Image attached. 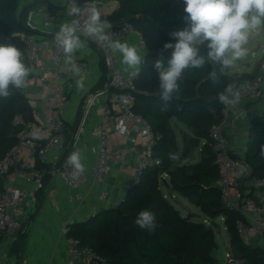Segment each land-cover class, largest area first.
I'll list each match as a JSON object with an SVG mask.
<instances>
[{"label": "trees", "instance_id": "trees-1", "mask_svg": "<svg viewBox=\"0 0 264 264\" xmlns=\"http://www.w3.org/2000/svg\"><path fill=\"white\" fill-rule=\"evenodd\" d=\"M117 1L119 8L109 18H125L144 38L146 53L134 79L137 91L133 110L146 118L158 136L153 149L160 163L143 167L136 182L128 187L115 208L100 209L83 221L69 224L67 236L78 240L95 256L102 257L104 264H221L219 257L215 258L216 241L212 229L202 221L181 216L163 196L159 180L162 173H167L171 187L187 196L195 195V204L207 216L225 215L234 255L244 258L247 264H264V249L245 243L237 235L234 225L237 213L225 207L219 189L213 184L218 168L209 135L211 125L221 119L222 102L218 94L229 84L238 88L250 81L254 74L220 75L219 65L214 66L206 59L202 68L185 69L178 81L179 91L173 93L165 108L160 99L154 62L163 59L166 63L171 50L164 52L163 46L175 42L170 33L186 27L183 0ZM18 5L19 0H0V36H10L11 45L22 51L23 44L17 33L30 34L39 30L25 24L27 13L35 2L26 3L19 10ZM201 55L206 56V48L202 47ZM213 70L217 72L216 80L210 77ZM18 116L24 119L33 117L21 88H10L8 97H0V158L16 141L21 126L16 121ZM176 120L185 124L187 129L181 135L184 142L182 155L188 154L189 148L203 140L200 159L190 171L186 170L185 164L176 162L177 144L173 129ZM262 146L264 111L251 118L244 153L252 175L257 177H264ZM35 166L46 171L50 167L39 160ZM47 178L45 173L43 184ZM145 209L155 214L156 226L151 231L135 223L138 213ZM26 237L27 232L20 226L14 247L18 255L24 248Z\"/></svg>", "mask_w": 264, "mask_h": 264}, {"label": "built area", "instance_id": "built-area-1", "mask_svg": "<svg viewBox=\"0 0 264 264\" xmlns=\"http://www.w3.org/2000/svg\"><path fill=\"white\" fill-rule=\"evenodd\" d=\"M33 2L35 0H24ZM72 0H65V6L71 7ZM81 6V22L87 17V7L92 0H75ZM95 7L99 10L100 0H94ZM119 8L113 7L112 12ZM31 11V12H30ZM100 11V10H99ZM38 18L43 27H48L58 18L59 13L47 0H40L28 11ZM27 13V15H28ZM70 19V18H69ZM111 28L105 29L112 40L122 39L130 32H136L139 42L144 44V38L137 29L123 17L111 18L108 21ZM83 37V36H82ZM93 43L102 55L105 67L106 80L100 90L103 93L100 119L96 125L97 153L95 162L89 172L79 177H74V168L69 165L66 155L57 166L52 168L53 173H59L69 187L83 185L88 173L95 180H101L111 166H122L125 161V147L113 142L111 135L133 141L132 133L137 135L141 146L134 145L132 151L135 158V171L148 165H158L160 158L154 155V144L158 136L152 130L146 118L133 110L135 102V76L130 72L124 73L116 63V51L106 47V42L97 38H87ZM23 44V61L31 71L41 70V79H50L45 108L39 120L24 119L18 116L16 121L21 125L16 133L15 143L0 158V239L4 231H16L20 228L22 218V202L26 197L23 189L15 185H7L5 177L20 178L26 182L35 181V188L43 187L42 177L46 170L34 168L28 170L25 160L19 157L22 149L32 150L39 161L47 160V153H60L62 142L67 134L69 125L62 119L60 111L67 104L68 98L64 94L62 84L64 73L76 75L73 66L65 62L62 49L58 48L54 38H37L32 33L24 34L21 38ZM0 44L11 45L10 36H1ZM49 48L50 65H38V56L42 49ZM76 67L80 73H85L88 64L76 54ZM29 80V75L26 81ZM240 92L239 102L234 106L222 103L221 119L213 123L209 130L214 152V163L218 168V176L213 184L219 189L225 207L237 213L234 225L237 235L245 243L253 244L264 249V177L252 175L250 163L244 155L236 153L234 143L226 133V125L231 119L233 110L246 101L259 98L264 90V60L260 62L257 73L252 79L237 88ZM94 95L89 94L83 103L84 114L88 111ZM243 180V185L240 181ZM240 185L242 187L240 188ZM104 196V192L100 194ZM70 200L80 196H68ZM68 261L66 264H104V259L95 256L89 248L83 247L78 240L69 238ZM221 264H247L245 259L233 254L231 248L223 254Z\"/></svg>", "mask_w": 264, "mask_h": 264}, {"label": "crops", "instance_id": "crops-1", "mask_svg": "<svg viewBox=\"0 0 264 264\" xmlns=\"http://www.w3.org/2000/svg\"><path fill=\"white\" fill-rule=\"evenodd\" d=\"M38 1L40 0L33 2L37 3ZM47 1L59 13L58 18L53 24L43 27L40 20L31 13H28L25 19L27 26L39 30L32 33L37 38H54L55 32L59 30V25L69 20L66 14L67 7L65 6V0ZM26 3L29 2L19 0L18 10ZM117 5V0H100L99 10L102 14V19L109 21V15L112 13L113 7ZM17 34H19L21 40L25 33L21 31ZM81 38L86 40V43L76 54L87 62L88 69L85 73L73 76H70L66 72L63 75L62 84L68 102L60 111V115L69 125V129L62 142L60 153H47L45 163L49 164L50 167L47 170L48 178L45 180L42 189L36 190L34 180L26 182L20 178L5 177L7 185L18 186L26 193V197L22 202L23 214L20 226H22L23 231L27 232V237L24 248L21 254L18 255L14 249L18 230L4 231L0 239V264H66L69 257V237L66 234L67 226L71 223L87 219L100 209L116 207L125 195L128 187L133 185L137 180L132 147L134 145L141 146V141L133 133V141L119 138L115 134L111 135L113 142L125 147V161L122 166H111L101 180H95L88 173L87 180L83 185L69 187L59 173L52 172V168L57 166L62 156L69 155L72 151L80 153L82 163L87 172H89L96 158V125L100 119L101 104L104 98L100 90L106 80V70L99 50L93 43L82 36ZM119 40L127 43L129 46H135L138 54L143 59L146 48L144 44L139 42L136 32H130ZM49 52V48H44L40 51L38 65H50ZM121 60V54L116 51V63L118 67L124 73L134 71L133 69L126 71L127 66ZM249 64L247 63V70L242 72L236 70L237 64H235V67L228 70L227 74L257 73L259 66L258 68L254 66L251 71V65ZM256 69L257 71H255ZM42 73L41 70L31 71L29 80L21 88V92L28 100L34 120L41 118L52 84L48 78L41 79ZM77 80L83 83L84 87L82 89L78 90ZM92 89L93 91H91ZM89 94H93L94 97L88 111L84 114L83 103L85 97ZM248 102L246 101L238 105L233 110L231 119L226 125V133L232 139L235 151L239 155H244L245 153L247 131L251 118L259 113L258 111H253V107L255 106L253 103L246 106ZM175 123H181L185 126V124L178 120ZM182 131H187L186 126L182 128ZM180 140L182 141V137H180ZM19 157L21 160L27 162L28 170L36 168L35 164L38 158L32 150L22 149ZM102 192H104V196H100ZM71 194L80 197L70 200L68 196ZM39 195H41L40 200L38 198Z\"/></svg>", "mask_w": 264, "mask_h": 264}, {"label": "clouds", "instance_id": "clouds-1", "mask_svg": "<svg viewBox=\"0 0 264 264\" xmlns=\"http://www.w3.org/2000/svg\"><path fill=\"white\" fill-rule=\"evenodd\" d=\"M183 3L186 27L170 33L175 42H167L163 46L164 52L171 50L166 63L163 59L154 62L161 90L160 99L165 108L172 100L173 93L179 91L178 81L185 69L202 68L207 59L214 66L219 65L220 75H226L237 61L247 56L246 45L253 30L264 28V0H183ZM81 11V6L72 0L66 13L70 19L60 24L54 34L55 43L62 49L65 62L73 66V72H80L75 57L86 43L81 38L83 36L106 42V47L121 54V62L127 66L125 70L133 69L130 75H138L142 57L136 47L110 38L105 29L111 28V24L102 19L94 0L87 7L83 25ZM202 47L206 48V56L201 55ZM30 72L19 48L0 44V97H8L10 88L24 87ZM210 77L216 80L217 72H210ZM76 83L78 90L84 87L81 81L77 80ZM218 98L224 105L234 107L239 102L240 92L234 84H229L218 94ZM261 153L264 154V146ZM68 163L74 168V177L85 172L80 153H71ZM155 219V214L145 209L138 213L135 223L151 231L156 226Z\"/></svg>", "mask_w": 264, "mask_h": 264}, {"label": "rangeland", "instance_id": "rangeland-1", "mask_svg": "<svg viewBox=\"0 0 264 264\" xmlns=\"http://www.w3.org/2000/svg\"><path fill=\"white\" fill-rule=\"evenodd\" d=\"M246 47L248 49L247 56L236 62V70L240 72L247 70V63H250L249 65H251L252 71L254 66L258 68L259 63L264 60V28H261L260 30H253ZM234 67L235 65L233 68ZM255 71H257V69ZM252 103L255 105L253 107V111H264V90H262L259 98L249 101L246 106H249ZM182 128H185V126L181 123L173 124V129L177 138L176 162L178 164L184 163L186 165V170L190 171L200 159V149L203 144V140H199L194 148H189L188 154L182 155L181 150L183 149L184 142L183 140H180V137L186 132L182 131ZM170 184V176L167 173H162L159 180L161 192L163 196L174 206V208L178 210L179 214L181 216H190V218L195 221H202L206 226L212 229L216 241V248L214 250L215 258H218V249H221L223 254L229 251L230 246L232 245V237L228 232L227 225L225 224V215L207 216L195 203L189 202L186 193L176 191ZM240 184H243V180L240 181Z\"/></svg>", "mask_w": 264, "mask_h": 264}, {"label": "water", "instance_id": "water-1", "mask_svg": "<svg viewBox=\"0 0 264 264\" xmlns=\"http://www.w3.org/2000/svg\"><path fill=\"white\" fill-rule=\"evenodd\" d=\"M64 157H65V155L62 156V158L60 159V161H62ZM187 199H188L189 202H191V203H195V202H196V197H195V195H193V194L188 195V196H187ZM113 208H115V207H113ZM218 257H219V258H218V259H219V262H222V260H223V252L221 251V249H218Z\"/></svg>", "mask_w": 264, "mask_h": 264}]
</instances>
